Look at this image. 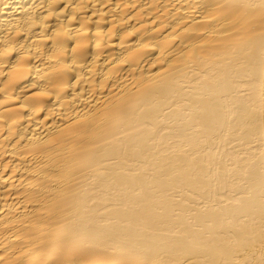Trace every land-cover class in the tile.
Returning a JSON list of instances; mask_svg holds the SVG:
<instances>
[{"label": "bare ground", "instance_id": "obj_1", "mask_svg": "<svg viewBox=\"0 0 264 264\" xmlns=\"http://www.w3.org/2000/svg\"><path fill=\"white\" fill-rule=\"evenodd\" d=\"M0 264H264V0H0Z\"/></svg>", "mask_w": 264, "mask_h": 264}]
</instances>
